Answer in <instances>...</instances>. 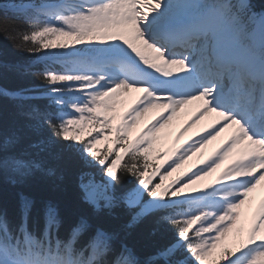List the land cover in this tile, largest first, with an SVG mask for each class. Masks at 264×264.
<instances>
[{"label":"snow or ice","instance_id":"obj_1","mask_svg":"<svg viewBox=\"0 0 264 264\" xmlns=\"http://www.w3.org/2000/svg\"><path fill=\"white\" fill-rule=\"evenodd\" d=\"M9 4L14 18L5 16L0 32L16 50L39 58L40 70H16L43 87H0V98L15 105L34 137L25 144L18 130L0 133V174L12 184L37 176L62 182L58 162L75 153L103 176L98 181L80 172L84 203L109 214L123 206L127 229L155 215L157 227L175 238L141 257L125 243L117 251V233L97 228L89 234L82 217L62 239L57 207L45 204L43 228L30 229L34 201L21 194L19 224L0 211V264H264V199L250 222L241 212L264 181V11H255L251 0ZM132 92L138 95L121 112ZM35 99L46 100L45 108L32 104ZM194 102V119L215 114V126L167 156L158 154L164 158L154 163L157 133ZM157 109L133 137L141 119ZM226 130L202 166L164 183ZM233 156L211 183L192 187Z\"/></svg>","mask_w":264,"mask_h":264},{"label":"trees","instance_id":"obj_2","mask_svg":"<svg viewBox=\"0 0 264 264\" xmlns=\"http://www.w3.org/2000/svg\"><path fill=\"white\" fill-rule=\"evenodd\" d=\"M251 3L254 10L264 11V0H251ZM0 5L4 6L0 8V21L5 16L14 18V10H9V0H0ZM29 65L32 66L33 71L40 70L44 66L38 57L16 50L11 41L0 32V87L9 90L42 89L41 81L37 80L34 75L16 70L17 66L22 69L23 66ZM31 103L41 109L47 105V101L44 99H35ZM24 124L23 119L17 115L15 105L7 99L0 98V133L6 134L12 129L18 130L25 137L24 143L26 144L29 139L34 137L27 131ZM45 131L47 132V130ZM61 147L63 146L58 145L54 151ZM58 166L64 173L62 182L37 176L23 184H12L4 175L0 174V211L7 213L11 225L15 226L20 222L19 200L23 194L34 201V208L29 218V228L36 230L43 228L42 209L45 204L50 202L57 207L62 220L60 229L62 239L66 237L68 229L83 217L91 225L89 234L97 228L117 233V238L113 242L117 251L121 243H125L143 257L153 251L156 246L174 240V232L171 229L157 227L155 215L149 216L142 223L127 229L125 225L129 221V214L123 206L114 209L109 214L106 210L96 211L84 203L78 188L79 174L81 171H87L93 173L96 180H102L103 176L98 166L88 167L75 153L70 152L63 154ZM154 182H158V176L154 177ZM134 184L135 182L125 184L124 187L131 188ZM154 229L156 230L155 234H153Z\"/></svg>","mask_w":264,"mask_h":264},{"label":"bare ground","instance_id":"obj_3","mask_svg":"<svg viewBox=\"0 0 264 264\" xmlns=\"http://www.w3.org/2000/svg\"><path fill=\"white\" fill-rule=\"evenodd\" d=\"M137 95L138 93H135V92L128 94V96L126 97V102L122 106H128L129 104H131ZM159 111L160 110L157 109V110H153L150 113L146 114V116L141 119V121L139 122V124L136 126L135 129L144 127L148 122H150L154 117L158 115ZM195 111H196V104L194 102L192 105L187 106L180 114L174 117L173 120L165 126V128L161 129L160 132L157 133V136L159 137V139L166 140L168 138H174V137H179V136L185 137L191 134H198L199 136V135H205L206 130L211 131L212 126H215L214 125V121L216 119L215 114H208V115L202 116L198 119H195L189 124L191 117L192 116L194 117ZM185 125H189V126H187L186 131L182 132V129L185 128ZM229 131L230 130H226L222 132L218 137H216L214 140L209 141L207 145L202 147L204 150H206V153L208 156H212V154L222 145V143L228 137ZM233 158L234 156L230 157L229 160H226L225 163L221 165V167L217 169L215 172L211 173L209 177L214 178L212 176L217 175V173H220L222 169L224 168V166L227 165L230 162V160ZM260 186L263 190L264 181L261 182ZM256 191L257 190H254L252 194L254 193L257 194ZM255 194L254 195L250 194L253 203L259 197V195H255ZM263 198H264V191H263ZM258 210H259V206L257 209L252 208V207L247 208V206L244 209V211H246L245 213L246 217L249 216L250 218H252L253 215L258 212ZM241 212H243V210H241ZM242 218H243V215H242Z\"/></svg>","mask_w":264,"mask_h":264},{"label":"rangeland","instance_id":"obj_4","mask_svg":"<svg viewBox=\"0 0 264 264\" xmlns=\"http://www.w3.org/2000/svg\"><path fill=\"white\" fill-rule=\"evenodd\" d=\"M127 107L128 106H121V108H120L121 112H123ZM142 128L143 127L139 128V129H134L133 130V137ZM193 139H198V137L197 136H193V134H192V135L185 136V137L179 136V137H174V138H168L166 140L165 139H158L157 142L153 146V149H154L153 153H152L153 161H156V163H160L161 160L164 158V156H167V155L171 154L174 150L179 149L181 145H185L186 141L187 142H191V140H193ZM161 153H163L164 156H161L160 159H156V156L158 154H161ZM209 157L210 156L207 155L206 150H204L203 148H200L199 151L196 152L194 155H192L189 158V160L186 161L185 164L181 166L180 169H177L176 172L172 173L171 176L167 177L165 179L164 183L167 184L168 182L176 179L177 177L183 178L182 174L185 173L190 167L193 170H195V168L193 166H202L201 161L207 160ZM165 167H166V165H165ZM162 173H163V168H161V173L160 174H162ZM218 175H219V173H217V175L212 176L214 178H211V177L208 176L204 180L198 181L197 184L193 185L192 187H194V188H197V187L198 188H203L206 184L211 183ZM255 190H257L256 191L257 194L254 193L255 195H261V194H263V191H264V190H262L260 185H258ZM250 194L254 195L252 193H250ZM250 194H249V198H251ZM249 200L250 199H248V201L246 202V205H248L247 208L251 207L249 205L250 204ZM252 206L255 208L254 204ZM245 207L246 206L244 205L242 207V209H241V210H243V212H242V215H243L242 220H244L247 223V222H250L252 218H250L249 216L246 217V215H245L246 211H244ZM229 239H231V238H229ZM220 264H224V262L221 261Z\"/></svg>","mask_w":264,"mask_h":264}]
</instances>
